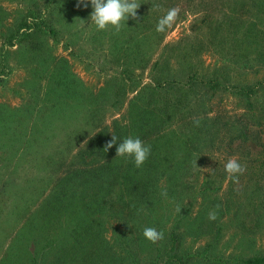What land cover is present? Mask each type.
<instances>
[{
	"label": "rangeland",
	"instance_id": "1",
	"mask_svg": "<svg viewBox=\"0 0 264 264\" xmlns=\"http://www.w3.org/2000/svg\"><path fill=\"white\" fill-rule=\"evenodd\" d=\"M138 2L137 19L121 22L117 31L112 26L98 30L91 23L90 0H85L87 7L78 0H0V264H29L30 251L42 249L46 238L28 222L48 219L40 205L60 172L82 160L95 159L98 164L109 158L100 151L78 156L80 149L98 145L99 138H91L105 127L104 145L116 130H133L132 120L140 112L156 113L165 98L176 99L168 128L191 134L206 125L176 124L177 120L215 116L216 142L224 136L222 122L244 111V98L232 88L257 85L252 99L264 109V86L259 85L264 82V0ZM173 7L179 9L174 23L157 31L158 20ZM204 16L208 19L200 23ZM248 133L246 145L259 149L264 124L251 125ZM174 145L169 147L175 150ZM201 156L206 161L194 160L191 167L199 177L215 169L223 173L226 161L235 157L222 148H206ZM254 179L263 180V172ZM176 190L180 189L170 191ZM215 197L211 193L206 201L193 203L199 207ZM108 198L110 205L114 194ZM156 205L176 208L172 199ZM96 217L106 227L115 221L109 209ZM237 219H218L221 235L210 253L264 255V214L247 217L257 221L254 229L237 228ZM57 220L50 237L60 240L65 227L56 228ZM136 220L148 222L150 217L143 211ZM100 237L109 245L110 229ZM208 238L190 235L182 240L181 249L193 252Z\"/></svg>",
	"mask_w": 264,
	"mask_h": 264
},
{
	"label": "trees",
	"instance_id": "2",
	"mask_svg": "<svg viewBox=\"0 0 264 264\" xmlns=\"http://www.w3.org/2000/svg\"><path fill=\"white\" fill-rule=\"evenodd\" d=\"M207 19V16L202 17L200 23ZM259 85L264 86V82ZM162 87L165 91L168 88ZM257 88V85L232 88L244 98V111L222 122L225 132L219 141L215 142L213 136L219 133L218 117L215 116L206 114L189 120L185 116L176 122L184 125L186 121L198 120L206 125L205 135L201 128L184 135L168 128L167 120L176 110V99L165 98L156 113L152 109L148 110L150 115L140 112L132 120L133 130L128 132L121 128L113 134L117 137V145L129 134L151 146L150 155L141 167L135 166L132 157L115 156V145L107 151L109 158L102 163L95 164V159L82 160L83 164L68 166L64 174L60 172L61 175L52 181L48 199L40 205L48 219L40 224L28 222L31 229L40 231L38 234L46 238L41 250L30 251L29 264H264V255L238 257L210 253L212 243L221 235L222 225L218 219L240 217L237 228L254 229L257 221H248L247 217L264 214V179H254L261 171L264 175V143L256 150L246 145L250 126L264 124V109L257 107L252 99ZM106 131L105 127L91 138H99L97 146L90 144L86 150L80 149L78 156L84 153L95 156L98 151L106 153L103 150L108 139ZM174 144L177 145L175 150L169 147ZM206 148L224 149L228 156H235L245 170L233 176L225 171L218 173L216 169L202 177L193 174L192 162L196 160L202 164L206 161L201 156ZM240 176L242 180L239 181ZM224 183L225 189L221 191ZM174 188L180 190L170 191ZM165 189L167 197L161 194ZM218 192L221 197H217ZM211 193L216 196L212 201L195 207L194 200L202 203ZM113 194L108 205V197ZM65 197L69 201L66 202ZM169 199L176 203L174 211L165 206H154L156 203L165 205ZM178 208H181L180 212ZM107 209L114 211L115 221L106 227L96 215ZM143 211L150 217L148 222L136 220V215ZM156 211H161L162 216L156 217ZM210 212H216L215 219H209ZM56 218L60 220L56 221L55 227H65L60 240L50 237ZM145 227L162 231L163 239L147 243L143 239ZM107 228L112 238L109 245V241L100 237ZM190 235L209 238L193 252L182 250V240Z\"/></svg>",
	"mask_w": 264,
	"mask_h": 264
},
{
	"label": "clouds",
	"instance_id": "3",
	"mask_svg": "<svg viewBox=\"0 0 264 264\" xmlns=\"http://www.w3.org/2000/svg\"><path fill=\"white\" fill-rule=\"evenodd\" d=\"M83 3L87 7L85 0H78V5ZM92 6V12L90 13V21L96 26L98 30H105L109 26L114 27L117 31L121 28V22L128 20L129 18L137 19V9L140 7L138 0H90ZM179 14L178 8H170L157 22V31H164L176 20ZM82 20V19H81ZM84 20H82L83 22ZM199 124V121H195ZM95 134V133H94ZM93 134V135H94ZM92 135V136H93ZM83 143H87L85 140ZM114 145L115 156H129L133 158L136 167H141L143 163L148 159L151 146L146 145L139 137H126L117 145V138L112 135L105 146L104 151L107 152ZM198 158V157H197ZM197 165V164H196ZM224 169L229 176L241 174L245 170L244 166L241 165L237 158H229L224 164ZM164 197H167L168 193L165 189L161 193ZM219 206H217L218 208ZM181 208L177 211L180 212ZM216 212L209 213V219H215ZM143 236L151 243H156L158 240L163 239V232L157 230L155 227H145L143 229Z\"/></svg>",
	"mask_w": 264,
	"mask_h": 264
}]
</instances>
